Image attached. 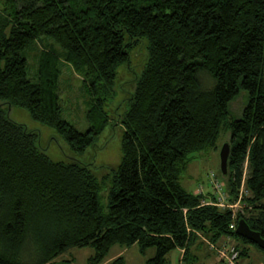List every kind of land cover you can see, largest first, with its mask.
<instances>
[{
	"label": "trees",
	"instance_id": "obj_1",
	"mask_svg": "<svg viewBox=\"0 0 264 264\" xmlns=\"http://www.w3.org/2000/svg\"><path fill=\"white\" fill-rule=\"evenodd\" d=\"M2 2L0 264H73L57 258L89 246V264H102L116 244H138L142 252L155 247L146 264H171L168 255L177 248L181 264H204V247L213 250L211 244L233 236L244 242L235 245L240 263L249 244L264 253L231 227L244 218L264 237V0ZM43 36L64 52L41 50L33 81L27 52ZM141 41L146 62L120 115L122 160L105 210L103 184L91 168L51 158L39 133L12 119L8 105L27 108L82 153L109 125L105 106L117 96L118 68ZM61 58L83 74L91 95L84 132L62 116ZM241 89L248 101L242 116L232 118L229 104ZM228 132L229 171L221 192L235 203L244 178L248 190L237 215L215 204L214 184L205 194L181 183L192 153L218 149ZM111 264H124V257Z\"/></svg>",
	"mask_w": 264,
	"mask_h": 264
},
{
	"label": "rangeland",
	"instance_id": "obj_2",
	"mask_svg": "<svg viewBox=\"0 0 264 264\" xmlns=\"http://www.w3.org/2000/svg\"><path fill=\"white\" fill-rule=\"evenodd\" d=\"M1 3H3L2 0H0V9ZM43 49H51L58 54L64 52L62 46L50 37L43 36L36 40L34 48L27 52L29 63L28 77L33 81L38 79V60ZM146 57V41H141L131 49L130 61L118 68L116 78L117 96L111 103L105 106L110 119L109 125L96 142L82 153L73 150L57 129L34 120L27 108L18 105H8L9 115L12 119L24 124L29 130L39 133V144L51 158L56 161L79 162L91 168L103 184L100 191V202L105 210L108 209L109 191L112 186L114 172L118 170L122 160L121 142L125 128L120 123V115L128 108V99L135 89L136 77L141 73L146 62ZM61 60L62 72L58 85L62 116L78 130L84 132L90 127L87 114L90 108L91 95L85 87L83 74L75 71L64 59L61 58ZM202 79L206 85L212 84V80L208 77V74H203ZM247 101L248 93L246 90L241 89L239 95L229 104L232 118L242 116ZM230 136V132L222 134L218 143V149L201 150L192 153L188 168L181 176V183L187 190L206 194L207 191L212 190V185L215 182L222 183L225 188L224 176L220 168V149L224 143L229 142ZM247 191L244 183L240 187V195H247ZM225 194V192H217L215 194L219 198V204L223 205L226 202V207L231 208L236 215L239 210L245 208L244 202L240 204L238 200L232 203L228 202L227 198H225L224 202L222 198ZM204 239L207 244L208 239ZM225 243L229 245L244 244L240 237L233 236L231 239L223 238L216 245H224ZM249 246V256L243 257L241 264H264L263 251L259 250L254 244H249ZM93 253L94 248L90 246L83 248L74 247L61 254L57 259H73V264H89L88 259ZM155 254V247H149L146 251L142 252L138 244L129 247L116 244L111 248L102 264H111L119 256L124 257V264H146L147 260L155 256ZM200 254L204 264H223L221 257L217 251L214 252V249L204 247ZM181 257L182 252L179 248L173 250L168 255L171 264H181Z\"/></svg>",
	"mask_w": 264,
	"mask_h": 264
},
{
	"label": "water",
	"instance_id": "obj_3",
	"mask_svg": "<svg viewBox=\"0 0 264 264\" xmlns=\"http://www.w3.org/2000/svg\"><path fill=\"white\" fill-rule=\"evenodd\" d=\"M230 153L231 145L229 142H226L220 149V168L223 175H227L229 171ZM236 233L240 236L246 237L264 249V237L259 231L252 229L244 218L239 219Z\"/></svg>",
	"mask_w": 264,
	"mask_h": 264
},
{
	"label": "built area",
	"instance_id": "obj_4",
	"mask_svg": "<svg viewBox=\"0 0 264 264\" xmlns=\"http://www.w3.org/2000/svg\"><path fill=\"white\" fill-rule=\"evenodd\" d=\"M245 183V178L242 181V185L243 186ZM215 188L221 192L222 188H223V184L219 183V182H215L213 183ZM246 193V192H245ZM225 198L226 196L224 195V197L222 198L225 202ZM239 203H241L242 201V194L240 195L239 199H238ZM207 204H214L212 202H209ZM216 205L225 208L227 206V203L225 202V204H219V201L217 203H215ZM222 205V206H221ZM235 216V214H234ZM231 227L236 228L237 227V223L233 222L231 224ZM211 247H213L217 253L219 254V256L221 257L223 264H241L239 263V255H240V251L237 249V247L235 245H229L227 243H225L224 245H215V244H211Z\"/></svg>",
	"mask_w": 264,
	"mask_h": 264
},
{
	"label": "crops",
	"instance_id": "obj_5",
	"mask_svg": "<svg viewBox=\"0 0 264 264\" xmlns=\"http://www.w3.org/2000/svg\"><path fill=\"white\" fill-rule=\"evenodd\" d=\"M181 252H182V250H181Z\"/></svg>",
	"mask_w": 264,
	"mask_h": 264
}]
</instances>
